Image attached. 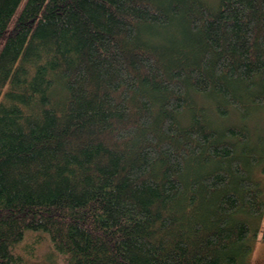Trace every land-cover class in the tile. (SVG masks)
<instances>
[{"label":"trees","instance_id":"1","mask_svg":"<svg viewBox=\"0 0 264 264\" xmlns=\"http://www.w3.org/2000/svg\"><path fill=\"white\" fill-rule=\"evenodd\" d=\"M260 111L264 0H0V264H251Z\"/></svg>","mask_w":264,"mask_h":264},{"label":"rangeland","instance_id":"2","mask_svg":"<svg viewBox=\"0 0 264 264\" xmlns=\"http://www.w3.org/2000/svg\"><path fill=\"white\" fill-rule=\"evenodd\" d=\"M208 1H217V0H208ZM254 124L261 126L260 131L264 130V112H259L254 117ZM264 133V132H263ZM264 176V173L262 174ZM254 250L251 264H264V223L260 226L259 235L254 241Z\"/></svg>","mask_w":264,"mask_h":264}]
</instances>
